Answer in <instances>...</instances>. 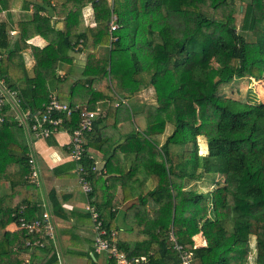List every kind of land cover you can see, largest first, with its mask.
<instances>
[{
	"label": "trees",
	"instance_id": "1",
	"mask_svg": "<svg viewBox=\"0 0 264 264\" xmlns=\"http://www.w3.org/2000/svg\"><path fill=\"white\" fill-rule=\"evenodd\" d=\"M18 1L25 15L14 20ZM237 1L244 3L239 29ZM87 8L92 21L83 25ZM0 13L7 15L0 20V77L19 90L24 110L42 109L61 81L59 68H74L75 54L85 53L66 100L92 111L108 103L85 136L104 158V172L91 173L88 199L131 264H179L170 232L192 251V264H264V99L219 93L247 78L264 94V0H0ZM38 36L45 46L32 43ZM150 88L155 103L134 111L128 101ZM0 118V264H59L52 240L18 227L44 208L28 180L23 129L7 107ZM66 121L71 131L79 117ZM80 163L90 170L94 160L86 155ZM201 182L206 191L196 188ZM48 201L52 220L66 219L55 190ZM197 236L205 246L194 248ZM36 240L43 246L27 245ZM92 251L86 264H97Z\"/></svg>",
	"mask_w": 264,
	"mask_h": 264
},
{
	"label": "crops",
	"instance_id": "2",
	"mask_svg": "<svg viewBox=\"0 0 264 264\" xmlns=\"http://www.w3.org/2000/svg\"><path fill=\"white\" fill-rule=\"evenodd\" d=\"M14 11L22 12L16 9L10 12L11 15H13ZM5 17V20H7L6 14ZM83 18L86 22L85 24L91 23V11L89 8L83 10ZM32 43L40 47L47 44L45 40L39 36L34 37ZM24 54L25 63L29 70L33 65V59L29 52ZM75 56L74 68H70L68 65H63L59 68L58 75L61 81L52 93L61 97L63 101L67 99L74 83L79 80L81 68L85 63L86 56L84 53H77ZM128 103L134 111L141 109L139 101H137L135 97L129 100ZM107 104L108 103L105 102L98 103V113L104 112L107 109ZM117 129L122 131V125H117ZM23 133L25 135L29 152L35 159L39 170L40 184L38 189L41 197V204L44 205L43 208L50 212L48 195L50 191L55 190L57 198L61 202L62 208L66 214V219L61 221H56L53 217L55 234L57 237L56 247L60 257V264H86L85 254L89 253L92 256L93 253L92 224L91 221L85 217L83 211V207L89 199L82 192L77 181V164L71 160L68 150V143L70 140L69 134L60 131L48 139H37L24 130ZM88 155L94 160L96 167L99 170H102L104 164L102 154L99 151L88 148ZM130 160L131 157L125 158L124 168L127 169ZM103 170L102 172H104ZM120 198L121 194L120 190H118L116 193V199ZM153 207L154 206L152 205L147 206V211L151 217H153L156 212L155 207ZM119 209L123 210V206H119ZM196 238L198 246H205V242L200 236H197ZM72 245L76 246L72 247ZM66 252L83 258L84 262H79V260L74 258H67L65 256ZM95 256L97 264H107L108 260L104 255L96 254Z\"/></svg>",
	"mask_w": 264,
	"mask_h": 264
},
{
	"label": "built area",
	"instance_id": "3",
	"mask_svg": "<svg viewBox=\"0 0 264 264\" xmlns=\"http://www.w3.org/2000/svg\"><path fill=\"white\" fill-rule=\"evenodd\" d=\"M111 30H115L113 24H111ZM15 33V31H10V35H14ZM21 105L22 98L19 90L12 89L10 85L0 77V109L7 107L9 112L13 114L20 128L37 139H48L60 131L69 134L70 140L68 143V150L71 160L77 164V181L82 192L88 197L93 191V181L90 177L91 173L99 172L100 170L95 164L90 167V170H85L80 162L86 155H88L85 136L92 130L93 123L98 116V111L88 110L85 106L71 105L70 103L59 100L54 94H50L48 102L42 109L24 110ZM74 114H77L79 117L78 125L71 131H68L65 127L67 125L66 119H69ZM28 166L29 183L39 187V170L36 161L30 152L28 153ZM83 211L88 214L92 224V247L94 253L104 255L106 259L112 261L113 264H131L126 255L119 250L116 234L114 232L109 233L105 229L103 219L100 217V213L96 206L92 202L87 201L83 207ZM18 227L25 229L29 234H45L56 245L52 216L46 209H44L41 217L38 219L26 221L25 219L20 218ZM169 242V247H171V249H173L178 255L179 264H192V251H187L178 244L172 232L169 233ZM27 245H30L31 247L34 245L43 246L38 240L31 244L27 243ZM197 247L200 246L196 244L194 248ZM57 256L60 264L58 252ZM144 261L145 258L141 257L140 262Z\"/></svg>",
	"mask_w": 264,
	"mask_h": 264
},
{
	"label": "rangeland",
	"instance_id": "4",
	"mask_svg": "<svg viewBox=\"0 0 264 264\" xmlns=\"http://www.w3.org/2000/svg\"><path fill=\"white\" fill-rule=\"evenodd\" d=\"M236 6H237V8H236V12H235L234 16H235V19H236V26L239 29L240 25H241V20H242V13H243L244 3L242 1H237L236 2ZM19 7H20V2L18 1V2H16L14 4L13 10H16V9L19 10ZM24 15L25 14L22 13V12L14 11V13L12 15V18L14 20H18L19 18L24 17ZM84 18L86 19L85 16H84ZM84 18H83V15H82L83 25L86 23ZM5 19H6L5 13H0V20H5ZM245 37L248 40L253 39L250 34H246ZM23 56H25V54H23ZM25 66H26V63H25ZM26 69H27V66H26ZM260 88H261V86H259V82L252 81V80L249 81L247 78H244V79H236V80L232 81L231 83H229L227 85L221 86L220 89H219V93L222 94V95H226L228 97L234 98V99H239L241 101H255V102L257 101V102H260V101H262L264 99V94H261ZM134 97H135V99L137 101H139L140 106H142L145 103H151V104L155 103L154 91H153L152 88H150L149 90H145V91L139 92ZM64 101L68 103L67 100H64ZM171 130H172V127L168 125L166 127L165 133L163 134V140L165 139V137L167 135L170 134ZM197 141H198V153L201 154V155L206 154L207 153V148H206V145H205L204 137H202V136L198 137ZM195 186H196L197 189H199L201 191H206L208 189V188H204V185H203L202 182L196 184ZM152 206H154V205H152ZM74 246H76V245H72V247H74ZM65 256L67 258L77 259V260H79V262H84L83 258H81L79 256L72 255V254L67 253V252L65 253ZM252 256H253V254H251L249 256L250 257V261H252V258H253ZM85 262H87V258L85 259ZM83 264H85V263H83Z\"/></svg>",
	"mask_w": 264,
	"mask_h": 264
}]
</instances>
